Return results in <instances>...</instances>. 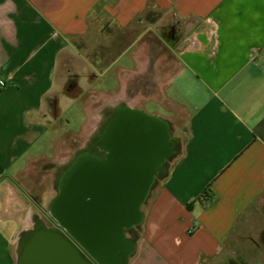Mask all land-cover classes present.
<instances>
[{
	"label": "crops",
	"instance_id": "obj_1",
	"mask_svg": "<svg viewBox=\"0 0 264 264\" xmlns=\"http://www.w3.org/2000/svg\"><path fill=\"white\" fill-rule=\"evenodd\" d=\"M98 7L124 30L150 7L160 17L103 68L97 80L112 72L113 82L95 88L93 114L141 108L181 141L142 206L128 264H209L242 241L263 249L264 0H0V264H15L19 232L45 208L43 185L57 195L86 146L62 156L60 134L44 137L56 129L47 110L64 82L60 62L96 68L75 41L90 38Z\"/></svg>",
	"mask_w": 264,
	"mask_h": 264
},
{
	"label": "water",
	"instance_id": "obj_2",
	"mask_svg": "<svg viewBox=\"0 0 264 264\" xmlns=\"http://www.w3.org/2000/svg\"><path fill=\"white\" fill-rule=\"evenodd\" d=\"M95 143V142H94ZM96 144L62 170L49 204L58 226L37 215L17 236L15 264H128L144 221L142 206L181 150L169 121L123 105L104 121Z\"/></svg>",
	"mask_w": 264,
	"mask_h": 264
},
{
	"label": "rangeland",
	"instance_id": "obj_3",
	"mask_svg": "<svg viewBox=\"0 0 264 264\" xmlns=\"http://www.w3.org/2000/svg\"><path fill=\"white\" fill-rule=\"evenodd\" d=\"M142 17H145V13ZM138 18L134 20L131 28L124 30L110 20L101 7L96 8L90 19V38L86 41H75L83 56L89 62L95 64L96 68L86 72V62L83 58L78 59L75 57L73 59L68 57L67 59L66 57L64 61L60 62L56 86L60 84V73L64 76V82L61 88H56V90H60V93L53 95L52 100L49 99L47 110L48 120L56 129L49 128L48 134L44 137V144H47L50 138L59 133L56 148L62 156H67L70 150L76 148L78 144L83 145L87 132L92 130L98 121V117H95L93 110L98 106L95 101L100 98L101 92L95 88L105 84L102 82L111 85L113 73L108 72L106 77L102 78V81L97 79L100 78L106 64L115 58L121 48L141 30L142 25L148 23L145 20L140 22ZM81 107L83 110H81ZM71 130L75 131L71 132ZM44 152L50 155V150L47 147ZM31 176L28 175L22 179L24 181L31 178ZM43 186L48 187L49 192L43 195L41 203L48 209L49 202L56 195V191L50 179ZM146 207V205L143 206L144 209ZM137 231V228H135L132 232H128V235L135 236ZM259 258L264 260V248L252 247L248 242L242 241L236 247L226 249L218 260L209 264H248L244 261L255 263L258 262Z\"/></svg>",
	"mask_w": 264,
	"mask_h": 264
},
{
	"label": "flooded vegetation",
	"instance_id": "obj_4",
	"mask_svg": "<svg viewBox=\"0 0 264 264\" xmlns=\"http://www.w3.org/2000/svg\"><path fill=\"white\" fill-rule=\"evenodd\" d=\"M112 112H113L112 110L110 112V111H108V109H105L103 112L98 114V121L95 123L94 127L91 130L92 135H91L90 139H86L84 142V144L87 142L85 147L91 146V148L94 150V152H96L99 156H103L104 154L100 150L98 145L96 144L97 135L103 130L104 121H106V118H108ZM56 170L58 171L57 173H60L62 169L60 166H58ZM41 214H42V217L44 218V220L46 221V223L48 225H51V226H58L59 225L58 222L51 216V214L49 212V208L48 209L43 208Z\"/></svg>",
	"mask_w": 264,
	"mask_h": 264
},
{
	"label": "trees",
	"instance_id": "obj_5",
	"mask_svg": "<svg viewBox=\"0 0 264 264\" xmlns=\"http://www.w3.org/2000/svg\"><path fill=\"white\" fill-rule=\"evenodd\" d=\"M160 17V12L152 9L151 7L146 11L145 13V17L140 16L138 18V20L142 21L145 20L147 22H154L155 20H157ZM124 46L121 48L120 52L123 50ZM118 52V54L120 53ZM54 98V97H52ZM52 98H50V100H52Z\"/></svg>",
	"mask_w": 264,
	"mask_h": 264
}]
</instances>
